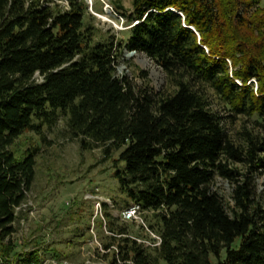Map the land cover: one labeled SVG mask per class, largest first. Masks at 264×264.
<instances>
[{
    "label": "trees",
    "instance_id": "1",
    "mask_svg": "<svg viewBox=\"0 0 264 264\" xmlns=\"http://www.w3.org/2000/svg\"><path fill=\"white\" fill-rule=\"evenodd\" d=\"M116 10L131 26L123 39L90 23L86 0H0V243L35 179L37 151L17 157L11 146L63 117L82 149L118 151L124 200L114 202L139 205L161 238L138 242L102 203L109 264H264V0H132L130 12ZM125 52L153 61L166 85L136 89L117 75ZM238 117L246 123L231 132ZM94 222L102 234L103 219Z\"/></svg>",
    "mask_w": 264,
    "mask_h": 264
},
{
    "label": "rangeland",
    "instance_id": "2",
    "mask_svg": "<svg viewBox=\"0 0 264 264\" xmlns=\"http://www.w3.org/2000/svg\"><path fill=\"white\" fill-rule=\"evenodd\" d=\"M263 1V0H262ZM90 23L103 33L116 34L125 38L131 27L117 12L132 10V0H86ZM67 8L64 1L59 2ZM117 75L127 76L136 89L142 87L161 90L166 85V76L153 61L142 54L122 53L118 60ZM246 119L238 120L230 126L236 132L245 125ZM28 149L37 151L35 160V179L23 207L17 211L15 234L13 236L14 257L19 264H28L24 259L32 251L38 252L40 259L60 258L71 264H109L110 257H105L101 248L107 236L106 228L100 231L93 217L102 214V203L108 205L112 218L121 224L123 202L118 184L114 179V163L118 151L105 157L101 148L84 150L80 141L71 137L66 120L60 117L50 128L44 127L41 134L27 131L11 146L17 157ZM258 188L264 187V176L257 179ZM214 190L230 201L231 187L217 178ZM92 218H89L90 214ZM146 227L141 222L126 221L132 234L139 239L148 238L146 214L141 215ZM97 218V217H96ZM101 218V217H100ZM27 254V255H26Z\"/></svg>",
    "mask_w": 264,
    "mask_h": 264
},
{
    "label": "built area",
    "instance_id": "3",
    "mask_svg": "<svg viewBox=\"0 0 264 264\" xmlns=\"http://www.w3.org/2000/svg\"><path fill=\"white\" fill-rule=\"evenodd\" d=\"M23 205L20 206V207L15 208V214L16 215H17V211L20 210L23 207ZM95 217H99V215L96 214L93 217L92 228H91L92 232H93V226L95 224V222H94V218ZM100 217L103 219V227L105 229L106 228L105 227L106 226L105 220H104V218L102 216H100ZM120 218L124 222H126V221L141 222V224L144 227H146L145 224H144V221H143V219L141 217V208L137 204H132L128 208L122 210L121 214H120ZM15 223H14V228H15ZM146 230L148 232V235H147L148 238H146V239L136 238V240L138 242H142V243L146 244L147 246H151V247L158 246L161 243L160 236H158L157 234L153 233L149 229H146ZM0 232H1V230H0ZM15 232L16 231H14L11 235L6 236L3 239V241L0 243V246H2V247H0V264H19L18 261L11 255L12 253L6 254L3 251V247H6V246H9V245L13 244V236H14ZM98 245L100 246L101 251L103 252L102 246L100 244H98ZM27 258H29V257H27ZM38 259H39V261L37 263L31 262L29 264H71L67 260L60 259V258H55V257H53V258L50 257V258H47V259H44V260H42L40 258H38ZM82 264H91V263L89 261H86V262H84Z\"/></svg>",
    "mask_w": 264,
    "mask_h": 264
},
{
    "label": "water",
    "instance_id": "4",
    "mask_svg": "<svg viewBox=\"0 0 264 264\" xmlns=\"http://www.w3.org/2000/svg\"><path fill=\"white\" fill-rule=\"evenodd\" d=\"M125 53H128L129 55H134V54H136L135 52H125Z\"/></svg>",
    "mask_w": 264,
    "mask_h": 264
}]
</instances>
